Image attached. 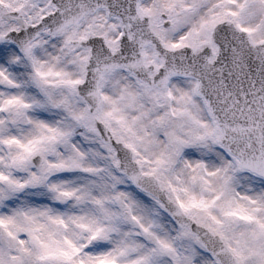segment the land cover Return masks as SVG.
<instances>
[{
    "label": "snow or ice",
    "instance_id": "1",
    "mask_svg": "<svg viewBox=\"0 0 264 264\" xmlns=\"http://www.w3.org/2000/svg\"><path fill=\"white\" fill-rule=\"evenodd\" d=\"M0 264H264V0H0Z\"/></svg>",
    "mask_w": 264,
    "mask_h": 264
}]
</instances>
